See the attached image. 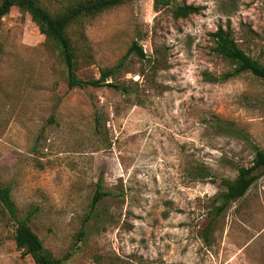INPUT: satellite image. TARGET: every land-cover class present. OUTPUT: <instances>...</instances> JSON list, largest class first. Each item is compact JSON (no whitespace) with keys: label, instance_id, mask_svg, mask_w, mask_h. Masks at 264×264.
Wrapping results in <instances>:
<instances>
[{"label":"rangeland","instance_id":"obj_1","mask_svg":"<svg viewBox=\"0 0 264 264\" xmlns=\"http://www.w3.org/2000/svg\"><path fill=\"white\" fill-rule=\"evenodd\" d=\"M51 14L73 0H37ZM154 0L124 6L67 31L77 75L96 80L132 53L108 86L68 88L60 50L29 14L0 24V181L21 219L60 264H264V169L214 219L216 202L255 150L225 135L231 122L264 151V80L224 83L234 65L212 34L231 23L239 47L264 65V0ZM1 2V0H0ZM202 7L175 19L176 6ZM211 178L194 181L192 174ZM108 192L95 211L99 187ZM208 232V237L206 234ZM0 205V264H34L17 249Z\"/></svg>","mask_w":264,"mask_h":264},{"label":"trees","instance_id":"obj_2","mask_svg":"<svg viewBox=\"0 0 264 264\" xmlns=\"http://www.w3.org/2000/svg\"><path fill=\"white\" fill-rule=\"evenodd\" d=\"M132 1L134 0H73L63 12L53 15L43 8L37 0H1L0 24L13 8H18L20 11L29 14L32 21L39 28L40 33L60 50L67 68L69 89L108 86L115 90L126 92L127 89L124 86L108 83V78L123 67V60L128 58L132 53H137L141 58H146L143 49L134 42L124 59L114 68L102 70L99 79L90 81L82 80L77 75L75 49L67 31L74 24L79 23L85 18L100 15ZM153 5L156 11H160L164 8H169L172 5V1L154 0ZM201 11L202 7L185 4L176 6L173 10V16L175 19H186L191 15L199 14ZM212 38L215 44L214 52L224 60L231 62L234 68L220 76L207 75L209 81L224 83L245 73H251L255 77L264 80V65L239 47L230 22L226 25H220L218 30L212 34ZM215 126L221 133L239 139L254 148L255 156L251 166L238 168V175L234 181L223 180L222 183L226 187V191L220 194L216 202L213 220L223 215L233 202L242 199L250 188L261 178L263 175L262 170L264 169V151L258 149L246 133L237 128L234 123L225 122L220 119L215 121ZM192 177L194 181H204L211 178V175L207 172H198L192 174ZM108 195L109 193L103 191L102 186L99 185L91 202V212L95 211L98 203ZM0 205L7 218V222L15 227V244L23 256H29L34 264H60L45 249L41 239L29 226L28 218H20L11 196V189L3 186L1 181ZM206 237H208V232Z\"/></svg>","mask_w":264,"mask_h":264}]
</instances>
